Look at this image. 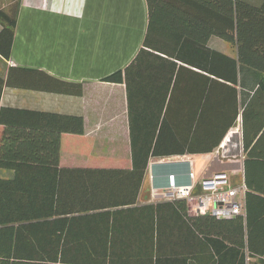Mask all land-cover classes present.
<instances>
[{
  "label": "trees",
  "instance_id": "obj_1",
  "mask_svg": "<svg viewBox=\"0 0 264 264\" xmlns=\"http://www.w3.org/2000/svg\"><path fill=\"white\" fill-rule=\"evenodd\" d=\"M145 1L141 47L124 69L103 79L125 86L129 161L91 155L80 117L20 109L5 110V119L0 114V123L19 130L11 144L19 158L0 160V168L14 172L0 179V264H250L255 256L244 245L243 212L218 219L189 214L181 199L136 202L152 158L211 153L238 118L243 133L240 75L250 56L259 55L264 0L259 6ZM15 27L16 11L0 10V61L10 58ZM212 36L229 43L235 55L209 48ZM3 85L82 93L78 84L15 67L5 82L0 77V94ZM179 88L181 109L173 107ZM61 151L86 155L87 167H61ZM122 165L130 169L115 168ZM226 169L211 163L205 177Z\"/></svg>",
  "mask_w": 264,
  "mask_h": 264
},
{
  "label": "crops",
  "instance_id": "obj_2",
  "mask_svg": "<svg viewBox=\"0 0 264 264\" xmlns=\"http://www.w3.org/2000/svg\"><path fill=\"white\" fill-rule=\"evenodd\" d=\"M244 1L259 6L263 0ZM146 25L145 0H19L10 58L0 61V77L5 82L11 67L36 70L78 84L82 93L71 96L3 85L0 94L2 119L6 118L5 110L8 109L80 117L83 135L91 142V155L129 161L131 148L125 86L103 79L124 69L133 59L142 45ZM212 41V38L208 40L209 48L235 55L234 48L232 53H226L212 46ZM259 47V55L250 56V63L244 64L240 75L244 151L234 149L230 159L222 163L206 160L209 153L152 158L145 169L136 202L141 206L168 201L163 198V193L171 175L177 185H194V192L200 193L199 183L202 178H208L205 172L209 165H226L225 171L213 174L223 173L229 187L244 186L243 194L236 200L243 205L244 245H250L255 255L250 264H264V38ZM181 97L179 88L174 96V108L181 109ZM241 132V119L238 118L236 126L229 132L234 143L240 139L242 142ZM17 134V128L0 123V160L19 158V153H11V144L15 142L12 139ZM61 136L68 140L73 138ZM197 156L204 160L199 170L194 161ZM188 161L192 162L191 167ZM59 163L65 168H86L87 156L61 151ZM115 168L130 169V166ZM191 170L195 173L194 180L188 176ZM13 174L12 170L0 168V179H11Z\"/></svg>",
  "mask_w": 264,
  "mask_h": 264
},
{
  "label": "built area",
  "instance_id": "obj_3",
  "mask_svg": "<svg viewBox=\"0 0 264 264\" xmlns=\"http://www.w3.org/2000/svg\"><path fill=\"white\" fill-rule=\"evenodd\" d=\"M10 65H13L11 62ZM239 134V133H238ZM232 134L228 133L220 146L209 153L205 159L210 162H220L230 159L232 151L242 149L241 139L237 143L232 141ZM190 167L192 162H189ZM191 180L195 179L194 171H189ZM199 185L202 192L195 193L194 185H177L173 175L168 177V184L163 198L167 200L181 199L186 202L187 210L192 215H211L218 219L232 218L243 212V205L236 198L244 192V186L229 187L226 184L223 173L213 174L208 178H202Z\"/></svg>",
  "mask_w": 264,
  "mask_h": 264
},
{
  "label": "rangeland",
  "instance_id": "obj_4",
  "mask_svg": "<svg viewBox=\"0 0 264 264\" xmlns=\"http://www.w3.org/2000/svg\"><path fill=\"white\" fill-rule=\"evenodd\" d=\"M18 6H19V0H0V10L4 11L5 13L9 14V13L15 12L17 10ZM211 38L214 39V42H216V44H217V45H215V43L212 41L211 42L212 46H215V48H217L218 50L220 49L226 53L227 52L232 53L233 47L229 43H227V42H225V41H223L217 37H214V36H212ZM232 152H234V151H232ZM194 161H195V165H196L195 167L198 170L200 169V167H202L204 165V160L200 156L195 157Z\"/></svg>",
  "mask_w": 264,
  "mask_h": 264
}]
</instances>
